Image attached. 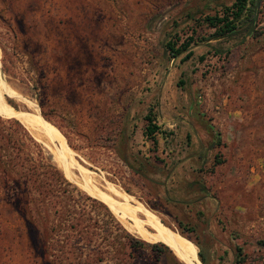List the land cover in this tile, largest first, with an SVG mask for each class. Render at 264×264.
<instances>
[{"label":"rangeland","instance_id":"obj_1","mask_svg":"<svg viewBox=\"0 0 264 264\" xmlns=\"http://www.w3.org/2000/svg\"><path fill=\"white\" fill-rule=\"evenodd\" d=\"M233 1L0 0V146L18 121L34 155L41 147L135 238V221L182 236L181 222L194 230L184 236L199 244L190 241L197 264L199 249L206 264H236L238 247L241 264H264V2L256 23L232 37L212 40L201 23ZM193 32V56L171 58L166 42ZM150 110L167 133L155 154L142 133ZM24 150L15 171L30 164ZM120 152L138 154L142 172ZM1 175L0 264H46ZM49 236L52 264H122L111 256L95 263L73 239L61 247ZM154 264L176 263L165 255Z\"/></svg>","mask_w":264,"mask_h":264},{"label":"trees","instance_id":"obj_2","mask_svg":"<svg viewBox=\"0 0 264 264\" xmlns=\"http://www.w3.org/2000/svg\"><path fill=\"white\" fill-rule=\"evenodd\" d=\"M262 2L264 0H234L230 6H223L220 14L205 16L201 23L213 29V34L210 36L212 40L219 41L232 37L240 30L249 29L256 23L258 14L261 13L259 9ZM193 35L195 32L181 44L178 37L166 42L165 48L171 58H177L189 50L194 41ZM192 56L193 52L189 50L184 56V61ZM40 69L38 72L41 71ZM36 84L40 86L41 82ZM144 121L142 133L150 142L152 152L155 154L159 145V136H166L167 133L158 125L157 116L151 110L144 116ZM11 122L16 126V130L9 129L8 134H2L3 143L0 146V171L3 178L1 186L10 198L9 204L24 221L30 242L41 241L40 258L44 259L46 264L51 263L47 256L49 235L50 240L62 243L61 247L73 239L77 250L81 251L79 255L87 249L95 263H103L108 256H111L122 264L131 261L154 264L163 256L170 255L176 264H182L166 244L148 243L135 238L122 228L105 204L81 195L51 163L50 158L44 156L41 147L34 155L26 143L27 140L33 143L32 138L22 129L18 121ZM118 134L120 137H125V126L120 128ZM23 150L27 158L25 161L30 164L24 171H15L16 166L24 167V159L21 158ZM118 157L134 173L142 172L145 163L139 159L138 154L125 155L120 152ZM153 160L163 163V160L156 155L153 156ZM8 168L13 172L7 171ZM7 179H10L11 185ZM37 219L41 220L40 223ZM178 224L182 236L194 232L183 223L178 222ZM184 237L200 248L196 240L188 236ZM242 253L241 248H236V264L243 262ZM198 258L202 264H206L200 249Z\"/></svg>","mask_w":264,"mask_h":264},{"label":"bare ground","instance_id":"obj_3","mask_svg":"<svg viewBox=\"0 0 264 264\" xmlns=\"http://www.w3.org/2000/svg\"><path fill=\"white\" fill-rule=\"evenodd\" d=\"M30 126L39 132H44V133L48 132L39 124L30 123ZM56 158L59 159L58 156H56ZM99 195L102 197V199L106 200L110 204L111 208L114 211L119 213V209L109 198L101 194ZM134 224H135L134 230L138 235V237H140L141 239H144L149 243L159 240L164 244H166L168 247H170V249L174 252V254L178 257L180 261L184 262L185 264H197L195 261L196 259L195 246L190 241L167 229H165L163 233L154 234L149 230H147L143 225H141L137 221H135Z\"/></svg>","mask_w":264,"mask_h":264},{"label":"water","instance_id":"obj_4","mask_svg":"<svg viewBox=\"0 0 264 264\" xmlns=\"http://www.w3.org/2000/svg\"><path fill=\"white\" fill-rule=\"evenodd\" d=\"M171 250V249H170ZM198 255V254H197Z\"/></svg>","mask_w":264,"mask_h":264}]
</instances>
